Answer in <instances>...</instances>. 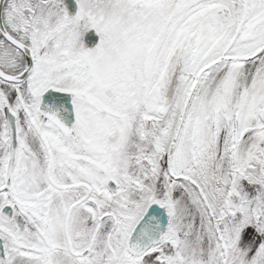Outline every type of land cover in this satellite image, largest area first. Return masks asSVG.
<instances>
[{
    "label": "snow or ice",
    "instance_id": "1",
    "mask_svg": "<svg viewBox=\"0 0 264 264\" xmlns=\"http://www.w3.org/2000/svg\"><path fill=\"white\" fill-rule=\"evenodd\" d=\"M0 264H264V0H0Z\"/></svg>",
    "mask_w": 264,
    "mask_h": 264
},
{
    "label": "water",
    "instance_id": "2",
    "mask_svg": "<svg viewBox=\"0 0 264 264\" xmlns=\"http://www.w3.org/2000/svg\"><path fill=\"white\" fill-rule=\"evenodd\" d=\"M93 40L95 41V40H98V38L97 37H93Z\"/></svg>",
    "mask_w": 264,
    "mask_h": 264
}]
</instances>
